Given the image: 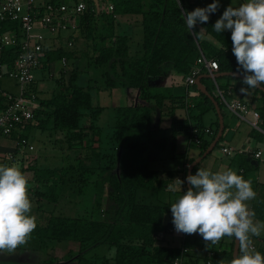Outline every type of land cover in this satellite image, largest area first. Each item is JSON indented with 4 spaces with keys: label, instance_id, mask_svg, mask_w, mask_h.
<instances>
[{
    "label": "trees",
    "instance_id": "1",
    "mask_svg": "<svg viewBox=\"0 0 264 264\" xmlns=\"http://www.w3.org/2000/svg\"><path fill=\"white\" fill-rule=\"evenodd\" d=\"M85 1L88 6L75 18V29L57 34L48 32L56 35L55 39L64 42L54 46L43 45L40 68L48 69L52 63L62 59H73L77 33L80 34L100 22L97 37H91L93 66L103 71L105 88L132 90L137 101L114 110L111 141L113 152H107L100 143L101 130L93 123L101 110L93 105L90 87L86 88L77 83L80 71H71L68 85L60 87L49 98H40L35 78L26 86L24 95L34 96L39 108L25 126L22 137L28 140L31 128L42 133L47 131L49 134L66 132L69 134L66 139L67 148L84 147L89 155L86 154L83 158L97 164L98 175L90 217L48 215L44 224L36 222L37 227L28 243L20 249L43 253L52 242H74L79 246L76 264H96L94 257L88 258L85 255L89 250L98 251L101 248L114 251L112 258H105L101 264H172L174 257L162 252L154 234L166 228L163 219L170 206L162 202L159 195L166 191L168 181L175 172H169L167 178H161L159 171L150 168L148 153L150 150L165 152L169 149L173 154L176 137L187 135L189 140L194 136L200 139L202 155L214 140L219 124L212 101L196 85L190 87L192 96L187 91L180 98L173 95L171 88H160L156 83L163 82L169 71L187 76L202 54L218 63L217 73L236 72L238 65L232 53L230 34L226 31L220 34L213 31L216 22L213 14H210L206 24H197L194 29L188 30L183 13L194 10V0H178L181 7H178L177 0H100L112 4L113 11L109 13H98L91 9L90 3L96 4L97 0ZM124 15L141 16V41L139 49L133 54L130 52V39L125 35H116L115 32L114 18ZM19 27L16 21H0V38L12 32L19 34ZM201 29L203 30L200 31ZM206 35L216 41L219 47L204 39ZM68 41L72 42V46L68 45ZM17 53L18 47L1 48L0 80L5 76L3 69L8 70L13 66ZM220 79L235 81L238 88L247 87L242 85L240 79L220 77L215 81ZM207 80L202 78L201 84L214 96L222 111L223 103L216 95L215 84L210 85ZM251 90L259 103L257 110L264 128V92ZM7 95L0 85V115L12 102ZM187 98L192 100V106L187 108L188 117L175 118V107L186 108ZM166 102L171 107L167 108ZM207 112H213L216 116L215 123L209 128L211 134L204 132L207 128L202 117ZM162 116L170 120V125L165 130L160 127ZM87 118L93 121L86 128L85 122L81 121ZM194 129L197 130L196 133L193 132ZM225 130L224 125L223 134L214 149L224 141ZM163 133L168 135L162 137ZM157 134H160L158 139ZM17 137L13 134L10 138L16 141ZM7 155H0V165L10 166L19 162L24 175L31 173V178H28V195L29 198L35 197L40 201L34 204L35 208L43 203H57L68 178L76 175L77 170L82 173L86 171L82 166V159H69L66 155L62 158L61 166L57 168L38 167L36 159L29 164L18 149L12 151V159ZM198 169L199 165L195 166L191 174L194 175ZM79 182L81 194L88 179L80 177ZM187 190L184 182L183 192ZM233 245L234 237L231 242L232 249ZM232 249L229 264L233 258ZM54 258L50 257L40 264H61ZM209 260L211 264H221L218 256L206 259L205 264Z\"/></svg>",
    "mask_w": 264,
    "mask_h": 264
},
{
    "label": "clouds",
    "instance_id": "2",
    "mask_svg": "<svg viewBox=\"0 0 264 264\" xmlns=\"http://www.w3.org/2000/svg\"><path fill=\"white\" fill-rule=\"evenodd\" d=\"M177 5L181 7L178 0ZM219 7V0H214L205 8L184 11L188 30L206 24ZM226 30L231 32L232 53L238 65L233 74L242 77V85L247 87H240L239 92L246 96L249 89L264 84V0H247L238 7H227L213 26L218 34ZM186 180L189 189L170 206L175 231L198 233L213 245L225 237H234L238 254L230 264H264V255L253 248L251 239L264 230V222L254 221L255 212L247 204L256 196L251 181L232 169L213 173L202 168ZM183 183L177 178L167 190L176 192L178 186L181 190ZM28 192V178L19 162L0 165V252H14L27 244L37 227L36 217L30 215Z\"/></svg>",
    "mask_w": 264,
    "mask_h": 264
},
{
    "label": "rangeland",
    "instance_id": "3",
    "mask_svg": "<svg viewBox=\"0 0 264 264\" xmlns=\"http://www.w3.org/2000/svg\"><path fill=\"white\" fill-rule=\"evenodd\" d=\"M223 2L228 7H233L237 6L241 0H225ZM63 3L71 5L72 0H63ZM219 4V9L225 8L223 3ZM137 19L138 18L129 15L116 16L114 18L116 35H125L130 39L131 54L135 53L139 49L141 40L140 29L139 32H137L135 29L137 27L135 23H139V20ZM99 26L100 22L95 24L93 27H90L88 30L80 32V34L77 33L75 40V57L73 59H67V64L65 66L62 65L61 61H57L52 63L48 69H34L33 75L38 86L40 98H49L52 94L56 93L60 87H66L68 85L71 71L74 69H77L78 72L80 71L77 83L81 86L91 85L93 87L90 91L93 105L94 107L100 108L101 110L94 121L87 118L86 120L82 119L81 122H85L84 125L87 128L93 121L94 125L101 130L100 143L101 146H103V150H107V152H113L111 141L113 135L112 126L114 125V110L117 107L132 104L137 101V99L135 98V92L132 90H124L122 88L108 90L105 88L102 77L103 71L94 68V55L92 51L93 40L91 37H97V28ZM43 31L45 36H47L48 32H45V30ZM37 33L40 32L38 30L33 32V34ZM136 36H138V40ZM5 71L6 70L3 69V73H5ZM59 79L61 81L60 85ZM0 84L2 89H4L8 94L17 95V92H19V85L17 82L7 76L0 80ZM189 91L192 93V88H190ZM211 115H213L212 112L203 115L202 120L204 125L210 124ZM226 119L228 122L231 121L232 127H238L240 132L246 133L250 130V128L245 123L240 122L235 117H227ZM229 134L230 132L226 129L224 133V141H227L231 146H235V142L232 141L231 135L228 136ZM68 135L69 134L66 132L50 134L48 132L42 133L35 128L31 130V133H28V141L34 147L33 157H35L38 167L57 168L61 166L62 158L64 155H66L69 157V159H82V166L86 168L85 172L82 173L80 170H77L76 175L68 178V181L63 192L59 196L57 203H43L41 206H38V208H35L34 204H38L40 201H38L35 197L30 198L31 203L34 206V209L31 210L30 215L36 217L37 223L44 224L46 217L51 214L66 217L91 216V209L94 204V195L96 192L95 183L98 175L97 164L92 161H87L83 158L86 154L87 156L89 155V152H85L84 147L68 149L66 142ZM260 145L262 148H264L263 144ZM160 153L167 156V154H170V150ZM222 156L223 155L221 153L220 146L218 145L214 151L202 159L200 163V169H207L213 173L224 171L225 160L224 158H220ZM182 164L183 161L181 160V157L178 156L175 158V160L166 161L165 167L169 170H174L177 168V166H181ZM225 167L228 169L227 166ZM152 168L156 169L158 167L154 165ZM89 169L93 171L90 173L91 170L89 171ZM231 169L237 172L235 166H232ZM26 177H31V173H27ZM80 177L88 179V183L85 185V187H83L81 194H79ZM179 190L180 188L178 186L176 192H165L162 193L160 197L162 200H170L172 203H174L182 195ZM20 248L21 246L18 247L14 252L4 251L5 254L0 252V264H40L46 260H49L50 257H55L58 260V263L61 264H76V258L79 250L78 244L74 242H52L48 246V249L43 253L32 250H24L27 252L23 253ZM88 252L89 253L85 256L88 258L94 257V260H98L99 258H102V256L104 259L111 256V253L106 248H101L98 251L89 250ZM258 252H260L261 255H264V250L262 247H259Z\"/></svg>",
    "mask_w": 264,
    "mask_h": 264
},
{
    "label": "crops",
    "instance_id": "4",
    "mask_svg": "<svg viewBox=\"0 0 264 264\" xmlns=\"http://www.w3.org/2000/svg\"><path fill=\"white\" fill-rule=\"evenodd\" d=\"M223 1L225 0H219V3H223L225 5V8H220L217 10L216 13L213 14V19L216 21L220 18L223 11L228 7ZM102 1H96V3H100ZM214 0H194V9L196 8H205L207 5L213 3ZM247 0H241V2L237 6L238 7L243 3H246ZM134 17L138 18L137 20L140 21L141 16L134 15ZM137 27L135 28L137 32H139V23H135ZM40 33H42L45 36V33L43 30L38 29ZM42 31V32H41ZM46 32V31H45ZM231 35L230 31H227ZM138 34V33H137ZM67 35V34H66ZM62 36V35H61ZM56 35H50L49 33L47 36H45V45L51 46V45H59L63 43V40L55 39ZM137 40H138V36ZM204 39L211 42L216 47H219V44L214 41L209 36H204ZM141 41V40H140ZM69 43V41H68ZM72 43V42H71ZM72 46V44H71ZM6 77V76H4ZM3 78V77H2ZM1 78V79H2ZM185 77L174 74L173 72L169 71L167 78L163 82H158L156 85L160 88H171L173 95L176 97H184L187 93V91L190 93V87L185 86ZM232 78V77H231ZM208 84H214L213 80L211 78H207ZM216 82V81H215ZM95 83V82H94ZM1 85V84H0ZM264 85V84H263ZM37 90H38V86ZM86 88L90 87V91L92 90V86H84ZM215 91H219L221 95L224 97L226 102H229L233 99H239L243 103L247 104L248 107L256 112H258L257 107L259 103L256 101L253 91L250 89L248 90V94L246 96H243L240 94L238 88V84L235 81H228L227 79H220L218 82H216L215 85ZM2 89V87H1ZM4 90V89H3ZM110 90V89H108ZM5 91V90H4ZM19 93V92H17ZM191 96L193 93H190ZM186 100V108L183 107H175L173 116L178 119H185L188 117V110L190 106H192V100L191 98H187ZM166 106L171 107L169 102H166ZM226 112V113H225ZM210 113V112H207ZM206 113V114H207ZM221 113L223 114V121L224 125L226 126V129L230 132L228 136L231 135L232 141L235 142V146H231L227 141L221 142L219 146H225L230 147L234 150V153L231 155H224L222 153V157L225 160V166H227L228 169H231L232 166H235L237 169V174L242 176L245 180H250L252 183V189L256 193V196L253 200L247 201V204L249 206V209L251 211L255 212L254 221L258 222H264V148L261 147L260 144L264 145V135L262 131L254 129L250 125V117H241L239 115H235L230 112V110L223 104V108ZM259 113V112H258ZM213 115L210 116V124L205 125V128L209 129L210 126H213L216 120L215 114L212 112ZM260 115V114H259ZM227 117H235L240 122L245 123L250 130L248 132H240L238 127H232L231 121H227ZM162 122L160 127L165 130L170 125V120L166 116H162ZM203 121V120H202ZM263 122L260 118V129L264 130L262 126ZM239 126V125H237ZM34 128H31L33 130ZM36 129V128H35ZM31 130L29 133H31ZM38 130V129H37ZM226 131V130H225ZM45 131L44 133H46ZM59 133V132H58ZM160 134H157L156 138H160ZM167 133H163V136H167ZM189 137L187 135H179L176 137V148L173 152V154H167L163 155L159 151L150 150L148 155L150 159V168L152 166L156 165L158 168L154 169L159 171L161 178H167V174L169 172H175L172 179L168 181V184L171 183L173 180L179 178L182 179L183 176L186 177V172L188 169V166L201 155V147L195 146L193 144H190ZM15 141L12 138H1L0 139V155H5L11 153L15 149ZM169 150V149H167ZM166 150V151H167ZM165 151V152H166ZM256 151H261V157L260 158H254L253 153ZM178 156L181 157V160L183 161V164L181 166H177L176 169L169 170L165 167L166 161L169 160H175ZM202 161V160H201ZM199 169H200V163ZM224 166V170H226V167ZM27 174V173H26ZM25 174V176H26ZM31 178V177H29ZM182 195L183 192V184L181 185V190H179ZM165 192L169 191L166 189ZM163 192V193H165ZM161 195V194H160ZM159 195V197H160ZM169 197V196H168ZM162 200V198L160 197ZM162 202L167 203L169 206H171L172 202L170 200H162ZM172 214L170 209L167 210L166 214L164 215L163 219V225L166 226L164 231H160L156 234H154L155 240L157 242V245L162 249V252L168 254L171 257H178L182 256L184 264H205L206 259H208L209 253H213V256H218L219 261L221 264H229V256L231 253V242L232 237H225L222 239L218 244H211L210 242H206L203 240V238L197 233L192 235L187 234H180V233H171L169 232V229L171 227H174L172 223ZM262 219V220H261ZM253 240V246L255 247V250L258 251L259 247L263 248L264 245V230L261 231V235L258 237H251ZM182 249H186L185 253H182ZM23 253L27 252L24 250H21ZM111 254L109 258H112L114 251H109ZM2 254H5L4 252H1ZM212 256V257H213ZM232 257H233V249H232ZM211 259V258H210ZM105 259L102 258V260H96V264H101L100 262L104 261ZM210 261V260H209Z\"/></svg>",
    "mask_w": 264,
    "mask_h": 264
},
{
    "label": "built area",
    "instance_id": "5",
    "mask_svg": "<svg viewBox=\"0 0 264 264\" xmlns=\"http://www.w3.org/2000/svg\"><path fill=\"white\" fill-rule=\"evenodd\" d=\"M93 11L98 13H109L113 11V6L109 2H100L91 4ZM88 4L85 0H72V5L63 3V0L51 2L50 0H0V21H16L19 23V34L14 32L5 34L0 38V50L2 47L13 48L18 47V53L14 60L13 66L6 70L4 75L15 80L19 85V93L17 95H7L12 101L9 107L0 115V139L10 138L16 134L15 150H19L20 154L24 155L26 161L33 163L34 147L27 139L22 137L23 131L27 123L33 118V113L39 108V104L34 96L26 97L25 87L34 81L33 70L41 66L43 58V45H45V36L42 33L33 34L35 30L41 29L52 34L65 32L69 29H75L74 20L77 15L83 13ZM71 46V43H68ZM65 59L61 60L62 65H66ZM218 63L215 60L208 59L203 54L193 64L191 71L185 78V86L192 87L195 85L196 79L201 74L212 76L217 73ZM216 95L221 99L222 103L230 110L231 113L241 117H250V125L261 130L260 115L258 112L250 109L247 104L239 99H233L226 102L219 91ZM194 133L197 130H193ZM205 133L211 134L209 129L204 130ZM190 143L195 146H200V139L194 136ZM221 153L231 155L234 150L230 147L220 146ZM261 151L253 153L254 158L261 157ZM12 159V152L8 155ZM181 181L185 182V176ZM171 233H177L174 227L169 229ZM184 234V233H180ZM255 249V247L253 246ZM186 249H182L185 253ZM213 253H209L208 259L212 258ZM172 264H184L182 256L175 257ZM207 264H211L207 261Z\"/></svg>",
    "mask_w": 264,
    "mask_h": 264
},
{
    "label": "water",
    "instance_id": "6",
    "mask_svg": "<svg viewBox=\"0 0 264 264\" xmlns=\"http://www.w3.org/2000/svg\"><path fill=\"white\" fill-rule=\"evenodd\" d=\"M233 73H236V72H224V73H213V79H217V78H220V77H232V78H235V79H240L242 80V77L240 75H235ZM202 78H212V76L210 75H207V74H202L200 76L197 77L196 79V82H195V85L196 87L198 88V90L200 92H202L204 95H206L213 103L214 105V108H215V111L217 113V116H218V124H219V128H218V131H217V134L214 138V140L211 142V144L207 147V149L203 152V154L197 158L196 160H194L189 166H188V169H187V172H186V177L191 174L193 168L195 166L198 165V163L204 159L205 157L208 156V154H210L213 149L216 147L217 143L219 142L222 134H223V130H224V121H223V116H222V113H221V108L219 107L217 101L215 100L214 96L212 94H210L206 88L201 84V79ZM262 92H264V86L262 85H259L258 88H256ZM186 177H185V183H186V187L187 189H189L190 185L187 183V180H186ZM238 254V247H237V241L236 239L234 238V245H233V257L234 255H237Z\"/></svg>",
    "mask_w": 264,
    "mask_h": 264
}]
</instances>
